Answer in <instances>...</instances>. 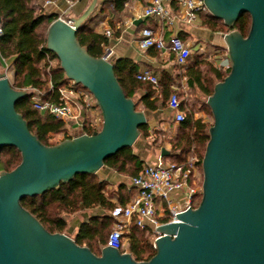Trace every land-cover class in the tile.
<instances>
[{
    "label": "water",
    "instance_id": "1",
    "mask_svg": "<svg viewBox=\"0 0 264 264\" xmlns=\"http://www.w3.org/2000/svg\"><path fill=\"white\" fill-rule=\"evenodd\" d=\"M97 3L78 18L54 20L46 40L66 78L93 95L100 131L44 145L16 110L28 93L13 88L8 70L0 71V151L15 147L22 156L14 170L0 172V264H264V0H204L226 27L245 14L251 27L247 37L236 30L224 35L231 70L207 100L214 123L202 161L201 202L156 228L161 235L149 261L110 246L97 256L67 234L50 233L22 206L79 174H97L108 158L133 147L148 123L125 95L113 63L92 57L77 40Z\"/></svg>",
    "mask_w": 264,
    "mask_h": 264
},
{
    "label": "trees",
    "instance_id": "2",
    "mask_svg": "<svg viewBox=\"0 0 264 264\" xmlns=\"http://www.w3.org/2000/svg\"><path fill=\"white\" fill-rule=\"evenodd\" d=\"M44 1L51 2L54 0ZM126 1L114 0L113 3L117 8H120L123 7ZM170 1L171 6L176 9L179 0ZM57 18V15L45 14L44 9L37 3V0H0V24L3 31L0 37V53L5 59L14 60L16 69L15 79L12 83L14 89L47 90L50 76L55 87L67 83L68 79L60 65L59 67L53 66L50 69V75L46 71L45 58L47 55L55 62H59V60L54 53L48 51L46 34L39 32L43 28L48 29L50 24ZM200 18L203 24L213 32L225 33L223 29L226 28V33L236 30L243 37H247L251 27V18L248 14L240 17L233 28H227L221 20L210 14H201ZM89 20L90 17L78 31L77 40L92 57L103 58L105 47L108 45V36L89 30L87 27ZM200 64L202 63H197L189 71L188 85L190 88L198 89L201 93L210 97L213 94L215 84L222 82L229 75L231 68L222 70L206 64V69L202 70L198 67ZM113 65L115 76L125 95L133 99L134 94L139 89L144 88L142 85L144 82L136 79L137 68L135 63L130 59H120L115 61ZM31 97L32 93L29 92L26 97L18 100L16 110L27 122L30 132L41 143L46 146H54L49 143L50 138L53 135H65L67 133L66 123L51 114L40 113L35 110L31 104ZM150 97L151 92L148 91V96L142 102L146 109L155 111L158 108L156 101H150ZM45 99H49V97L46 96ZM136 107L138 110L139 105L137 103ZM204 107L212 116L209 106L205 104ZM181 110L185 114V120L178 124L177 136L174 139L170 138L171 151L166 159L176 164H184L193 150L199 159V179L203 180L202 161L209 141V128L211 125L202 118L196 119L195 114L184 108L182 104ZM101 128V126L92 128L87 124L84 133L92 135L95 131H100ZM149 131L148 124L140 128V134L145 138L149 137ZM67 139H72V137ZM21 161V153L15 147L1 149L0 172L14 170L20 165ZM105 166L123 173L132 170L134 177L143 168L142 162L133 153L132 147L124 148L116 155L108 158L105 161ZM200 184H202L201 181ZM107 197L106 183L99 181L96 174H79L70 182L62 183L57 189L49 190L42 195L28 197L21 204L47 231L65 234L67 222L59 212H63L65 215H74L82 207L85 209L101 207L110 211L115 206L108 201ZM53 208L58 211V214L53 211ZM112 225L113 220L110 215L94 217L81 227L74 240L78 245L87 247L95 255L100 256L102 248L107 245V238L105 240L104 234ZM152 236H154L152 230L140 229L133 222L126 234L129 243L128 249L125 250L138 262L149 261L156 254L154 244L148 240V237Z\"/></svg>",
    "mask_w": 264,
    "mask_h": 264
},
{
    "label": "crops",
    "instance_id": "3",
    "mask_svg": "<svg viewBox=\"0 0 264 264\" xmlns=\"http://www.w3.org/2000/svg\"><path fill=\"white\" fill-rule=\"evenodd\" d=\"M92 1L54 0L45 2L44 0H37V3L44 9L45 14L57 15L58 18L69 21L81 16ZM113 1L98 0L87 27L91 31L108 36L105 56L111 63L120 59H130L136 65V75L140 71L150 70L158 78V86L142 83L144 88L139 89L133 96V100L139 105V111H143L146 115L150 135L145 138L140 134L132 148L133 153L139 158L143 166L156 164L160 158L170 161L166 159L167 157L161 156L162 149L171 151L170 143H166L160 150H157L156 141L153 139L155 130H164L171 133L170 138H172L174 136L173 132L178 129V124L174 122V114L167 108L168 98L173 91H176L181 99L182 106L188 111L197 110L196 119L202 118L205 120L206 115L203 107L207 104L209 97L198 89L194 90L189 87V71L199 62L202 64L198 67L205 70L206 64L220 69L222 65L230 60L227 45L224 41L225 34L213 32L203 24L200 16L192 23L176 21L171 28H163L162 30L156 20L142 17V11L148 0H127L123 7L120 8H117ZM167 7L170 13L175 15L179 10V3L177 8L174 9L171 6V1L168 0ZM145 28L163 31L167 40L172 36L181 37L192 49V57H190L185 66H180L171 53L158 51L153 48L142 50L139 47V40L141 32ZM9 69L13 70L9 78L10 82L13 83L16 73L14 60L5 59L0 53V71L3 72ZM148 91L151 92L150 101H156L158 108L155 111L146 109L142 102L148 96ZM86 117L87 124L91 125L92 128L102 127V114L97 105L86 112ZM66 128L67 132L71 131L72 134H82L76 125H66ZM96 176L99 181L106 183L107 199L114 206L127 203L137 194L136 188L132 185V179L134 178L132 170L128 173H123L104 166L98 171ZM184 192L186 193V189L183 190ZM172 197L176 202L182 201L179 194H173ZM111 211L101 207L94 209L82 207L76 214L65 218L67 222L65 234L74 239L84 224L94 217L110 215Z\"/></svg>",
    "mask_w": 264,
    "mask_h": 264
},
{
    "label": "built area",
    "instance_id": "4",
    "mask_svg": "<svg viewBox=\"0 0 264 264\" xmlns=\"http://www.w3.org/2000/svg\"><path fill=\"white\" fill-rule=\"evenodd\" d=\"M178 3L179 10L173 15L167 7L168 0H148L142 11V17L156 20L163 30V28H171L176 21L192 23L201 14H209L204 0H179ZM2 33L0 24V37ZM139 47L142 50L153 48L171 53L180 66H185L192 55V49L180 37L172 36L167 40L163 31H155L152 28L142 30ZM54 62L49 55L46 56V71L49 75ZM229 68H231L230 60L220 67L222 70ZM136 79L154 86L159 84L158 78L150 70L140 71ZM24 91L32 93L31 104L35 110L51 114L70 126L76 125L82 134H85L86 112L92 110L97 103L93 95L84 90L83 86L68 80L63 86L55 87L50 76L47 90L28 88ZM46 96L49 99H45ZM181 104L178 93L173 91L168 98L167 106L174 114L176 124L185 120ZM198 162L199 159L192 150L184 164H176L160 158L156 164L144 165L140 173L132 179L137 194L126 205H116L111 211L113 228L108 234L106 246L122 253L128 252L125 250V240L133 222L140 229L152 230L156 241L161 235L156 228L177 222L176 215L189 208L196 209L202 199V186L198 184L200 176ZM184 189L186 193H183ZM173 194H179L182 201H174Z\"/></svg>",
    "mask_w": 264,
    "mask_h": 264
},
{
    "label": "rangeland",
    "instance_id": "5",
    "mask_svg": "<svg viewBox=\"0 0 264 264\" xmlns=\"http://www.w3.org/2000/svg\"><path fill=\"white\" fill-rule=\"evenodd\" d=\"M228 28V27H227ZM47 28H43V29H41V30H39V32L41 33V34H46V36H47ZM223 31L225 32L224 34H227L226 33V28H224L223 29ZM229 33V32H228ZM216 40H218V38H216ZM59 65H60V62H55V67H59ZM12 69H9L8 70V76H9V78H10V76H11V73H12ZM83 89L84 90H86V91H88L86 88H84L83 87ZM26 90V89H25ZM194 97H195V95H194ZM140 109L138 108V111H139ZM203 111H204V113H205V120L206 121H208L209 123H210V125L212 126L213 125V123H214V120H213V116H210L209 115V112H208V110L205 108V107H203ZM194 114H196V112H197V110H194V111H192ZM150 115V114H149ZM67 126H70V124H66ZM173 132V131H172ZM174 133V136L172 137L173 139L177 136V134H178V132L177 131H174L173 132ZM170 134L171 133H168V132H165L164 130L162 131V130H155V132H154V140L156 141V149L157 150H160V148H162L166 143H169V141H170ZM78 135H80V133L79 134H72L71 133V131L69 132H67L65 135H63V134H61V135H53L51 138H50V144H53V145H57V144H59V143H61V142H63L64 140H66L68 137H72V138H74L75 136H78ZM172 136V135H171ZM200 177V176H199ZM200 181H201V183H203V180L202 179H198V184H199V186H202V184H200ZM53 211L55 212V213H57L58 214V211H56L55 210V208H53ZM61 215H63L65 218H68V216H71V215H65V213H63V212H59ZM112 228H113V226H111L110 227V229H107L106 230V232H105V240H106V238H107V235L110 233V231L112 230ZM148 240L149 241H151L153 244H154V241H155V237L154 236H152V237H148ZM128 243H129V241H128V239H126L125 240V249H128Z\"/></svg>",
    "mask_w": 264,
    "mask_h": 264
}]
</instances>
